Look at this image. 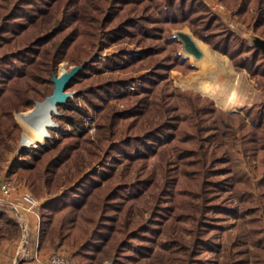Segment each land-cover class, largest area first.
Returning a JSON list of instances; mask_svg holds the SVG:
<instances>
[{
    "label": "trees",
    "instance_id": "trees-1",
    "mask_svg": "<svg viewBox=\"0 0 264 264\" xmlns=\"http://www.w3.org/2000/svg\"><path fill=\"white\" fill-rule=\"evenodd\" d=\"M219 1L264 39V0ZM183 26L264 90L262 50L202 0H0V160L16 152L7 176L48 196L37 208L40 237L68 243L71 264H211L201 253L217 252L230 217L241 221L249 264H264V102L242 116L170 89L169 71L194 70L171 34ZM83 60L66 85L75 94L52 113L59 133L18 147L13 113L50 93L60 62ZM80 94L99 112L94 137L73 126L88 112L73 101ZM16 234L0 209V241Z\"/></svg>",
    "mask_w": 264,
    "mask_h": 264
},
{
    "label": "rangeland",
    "instance_id": "rangeland-1",
    "mask_svg": "<svg viewBox=\"0 0 264 264\" xmlns=\"http://www.w3.org/2000/svg\"><path fill=\"white\" fill-rule=\"evenodd\" d=\"M202 1L207 5L210 12L212 14L216 15L225 25H227L230 29H232L235 33L240 35L242 38H245L248 41L253 42L255 35L251 31H247L241 24H239L235 20L236 16L232 13V11L230 9L226 8L219 0H202ZM220 4L223 6V9L219 10V9L215 8V6L218 7V5H220ZM183 29H187L190 32V34L192 35L191 31L189 30V28L187 26H183L180 29L171 30V34L173 35V33H175L176 30H182L183 31ZM194 38L197 39L196 37H194ZM199 41H201V40H199ZM207 46L218 57L227 60L228 65L236 73V76H237L236 87L234 86V90L232 91L233 93L230 94L231 97L229 98V100H226L225 101L226 103L224 102V104L222 102L219 103L220 99L218 98V96L209 95L208 93H204L196 85H193L192 83L189 84L186 82L188 80V77H191L193 74L199 73V67L194 62V60H196V59H194L191 55H187V57H188L189 63L194 66V70H192L188 73H181L177 70L169 71V76L167 77L168 83H169V86H168L169 88L172 87V88L190 89V90L196 91L201 96H207V97L211 98L213 100L214 106H216L217 108H219L223 111H230V112L238 113L242 116H244L243 115V109L244 108L252 105L253 103H257L260 101L264 102V90L261 88H258L256 86L255 80L251 79L244 69L239 68V67H235L232 64L229 57L218 52L217 50L213 49L209 45H207ZM177 48H178V52L184 56L185 52H183V50L181 48V42ZM112 49H110V48L105 49L103 51V53H101L99 56L100 61H102L103 57L105 55H107ZM67 67H69L67 62L62 61L58 64L56 72H59L62 69H66ZM183 77H184V80H183ZM72 89H74V85L72 86ZM73 101L78 106L85 107L88 110L87 114L83 118V126H79V125H73V126H75L76 129L85 131V134L88 135L89 137H94V135L97 131V122L99 119L98 110L91 109L90 107H88L86 105V100L84 98V95H82V94H80L76 98H74ZM33 106L25 109L24 111L13 113L15 120L17 121V123L21 127V136L18 140V147H25V146H22V136L23 135L25 136L26 131L23 129V125H21V123L17 120V116L20 114H27V116L25 118H23V119H26L28 117V112L30 111V109ZM52 120H54V119L52 118ZM54 122H55V120H54ZM71 126H72V124H70V122L65 123L66 130H70L72 128ZM40 128H41L40 130L42 131V127H40ZM43 131H44V134L42 136H38L39 141H36L34 139L33 140L34 143H36V142L41 143L45 139L49 138L50 135H52V134L57 135L59 133V131L55 130V127H52V126H49L46 128L43 127ZM47 134H48V136L46 137ZM15 153L16 152H11V153L6 154L5 157L0 160V165H1V163H4V164H6L7 162L9 163V161L13 158ZM104 155H105V151L103 150L101 152V157H103ZM240 167L242 169L248 170L250 172L254 169L253 165L251 163L249 164V163L245 162L244 160L241 161ZM9 179L13 180L17 186L16 197H14L12 199L9 198V201H13V202L18 201L19 193L21 192L22 189H27L28 191H30L34 195V197L36 199H38L40 202L45 201V199L48 198V196L38 197L26 185L22 184L21 182H17L15 179V175L11 176ZM58 208L59 207H56L55 209H53V211H56V209H58ZM0 209H2L5 212V214L8 217H10L16 223V226H17V234L16 235H11L10 237L4 238V239H2V241H0V264H8V263L4 262V260L6 258H4L3 254H2V251L4 249L5 244L8 245L9 248L10 247L14 248L13 253L11 255H9L10 256L9 257V263L10 264H19L20 258H19V254H17L16 251L20 248V238H21L22 230L18 225V221H17V217L15 216V213H13L11 211L10 205L8 203L0 205ZM28 215H30V214H28ZM33 219H34V221H36V217L33 216ZM237 221H240V220H238V218H236V217H230V218H227V220H223V222H221L222 223L221 225L224 229L220 235V240H219L220 245L218 247H216L217 248V252H216L217 254L215 252H211L208 250L205 253L204 252L201 253L202 257H204L205 259L211 260V264H220L221 263L220 261L223 259V257H229V259L232 262H234V263L236 262L237 264H249V262L247 260L248 256L245 252L246 251L245 248H241L243 250L240 251L239 246L237 245V243L243 242V237H244L242 229L238 225ZM32 223H34V222H32ZM28 224H29L28 229H29V233H30V239L33 242L36 238V235H37L36 234V228H33L30 226L29 220H28ZM38 235H39L40 244L43 247H46L47 250H49V252H57V253L63 254L66 257L68 264H71L72 260L70 261V255L72 253V249L68 243H64L62 246L54 248V247H51L50 245H47L46 243H44V240L41 239L39 232H38ZM4 251H5V249H4ZM217 255H218V259H217V263H216L215 261H216ZM113 258L114 257L112 256L110 259L104 260L103 264H106V263L112 264ZM228 263H229V261H228Z\"/></svg>",
    "mask_w": 264,
    "mask_h": 264
},
{
    "label": "bare ground",
    "instance_id": "bare-ground-1",
    "mask_svg": "<svg viewBox=\"0 0 264 264\" xmlns=\"http://www.w3.org/2000/svg\"><path fill=\"white\" fill-rule=\"evenodd\" d=\"M183 31L189 34L191 38L193 37L187 29H183ZM192 39L201 51L202 55L194 60L196 65L199 67V73L188 77L186 82L196 85L204 93L218 96L220 99L219 103L222 102L224 104V102L229 100L231 97L230 94L233 93L232 91L234 90V86L236 87V73L228 65L227 60L218 57L203 42L195 39L194 37ZM41 112V109L37 106L35 109H30L26 119L19 118V122L23 125V129L26 131L25 137L22 140L24 144H27L29 141L33 142V140L37 138V132L40 131L41 125L49 127V123L40 117ZM47 136L48 134L46 137Z\"/></svg>",
    "mask_w": 264,
    "mask_h": 264
},
{
    "label": "built area",
    "instance_id": "built-area-1",
    "mask_svg": "<svg viewBox=\"0 0 264 264\" xmlns=\"http://www.w3.org/2000/svg\"><path fill=\"white\" fill-rule=\"evenodd\" d=\"M215 8L221 10L223 6L220 4ZM25 136H22V140ZM38 143V142H36ZM36 143L29 141L27 144L22 142V146L29 147L34 146ZM17 186L11 179H3L0 181V205L9 204L10 209L17 217L18 225L22 230L20 238V248L16 251L19 254V264H68L66 257L63 254L57 252L46 253L45 263H42L40 259L41 244L38 235V222L36 223V238L32 242L30 239V233L28 229V219L24 216L27 213H32L38 217L37 208L43 201H39L34 195L27 189H22L19 193L18 201H9L16 195ZM44 253V252H43Z\"/></svg>",
    "mask_w": 264,
    "mask_h": 264
},
{
    "label": "water",
    "instance_id": "water-1",
    "mask_svg": "<svg viewBox=\"0 0 264 264\" xmlns=\"http://www.w3.org/2000/svg\"><path fill=\"white\" fill-rule=\"evenodd\" d=\"M173 35L181 42V48L185 52V57H187V55H191L194 59H197L202 55L201 51L192 39L193 37L191 38L189 34L182 30H176ZM252 43L256 47H259L264 53V39L255 36ZM86 63L87 60H83L79 64L71 65L59 72L52 73L50 76V81L52 82L50 93L45 95L41 100L34 101L32 109L39 106V109L42 111L40 117L45 119L49 123V126L55 127L57 125L56 122L52 120V113H58L57 105L64 103L67 98L73 97L75 91L66 90V85L72 77L82 70ZM44 202L45 201H43V203Z\"/></svg>",
    "mask_w": 264,
    "mask_h": 264
},
{
    "label": "crops",
    "instance_id": "crops-1",
    "mask_svg": "<svg viewBox=\"0 0 264 264\" xmlns=\"http://www.w3.org/2000/svg\"><path fill=\"white\" fill-rule=\"evenodd\" d=\"M10 162V161H9ZM8 162L6 163V164H4V163H1V165H0V181L1 180H3V179H6V178H9L8 176H7V174H6V170H7V167H8ZM18 185V184H17ZM15 197H16V195H15ZM28 214H30V215H28ZM34 217H36V221H34V219H33V216ZM25 216V215H24ZM29 221H30V226L31 227H33V228H36L37 227V225H36V223L38 222V217L36 216V215H34V214H32V213H27L26 214V216H25ZM32 222H34V223H32ZM41 249H40V259H41V261H42V263H45V260H46V253H49V250H47V248L46 247H43L42 245H41ZM4 249H5V251H4ZM4 249H3V251H2V254H3V257L4 258H6L5 260H4V262H6V263H8V264H10L9 263V255H11L12 253H13V250H14V248L13 247H10L9 248V246L8 245H4ZM44 252V253H43Z\"/></svg>",
    "mask_w": 264,
    "mask_h": 264
}]
</instances>
